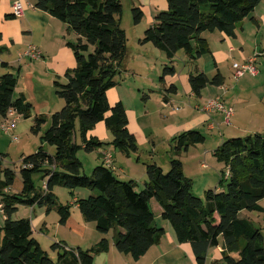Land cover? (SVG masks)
I'll return each mask as SVG.
<instances>
[{
    "label": "trees",
    "instance_id": "1",
    "mask_svg": "<svg viewBox=\"0 0 264 264\" xmlns=\"http://www.w3.org/2000/svg\"><path fill=\"white\" fill-rule=\"evenodd\" d=\"M167 11L154 18L141 45L151 44L164 52L170 64L180 50H184L195 64L211 54L205 33L220 32L234 38L238 24L252 18L263 0H166ZM36 9L48 13L68 26L78 36L68 42L76 67L65 74V81H55L56 95L64 107L51 118L34 117L31 131H44L41 142L54 147L50 155L40 147L21 161L22 191L11 193L16 170L5 166L7 155L0 153V212L5 217L0 228V264H94L95 257L108 252L112 245L132 260L138 261L155 245L165 230L156 224L151 201L162 208V219L170 223L180 244L193 246L196 262L205 264L211 248L224 239L222 258L214 264H264V235L251 221L241 218L243 211L264 213L260 202L264 199V134L255 133L224 141L214 156L224 169L219 188L205 191L204 199L193 193L194 182L184 172L179 156L193 146L204 144L206 137L191 130L174 137L170 170L165 173L157 164L146 165L147 181L138 191L134 180H122L115 169L104 164L94 168L92 175L83 171L78 152L98 151L106 146L98 138L88 137L99 123L112 133L111 145L127 157L139 151L136 136L129 130L127 111L118 102L112 105L108 92L116 87L115 78L127 53V37L121 28L123 12L121 0H35ZM134 22L144 17L140 7H134ZM16 15L7 16L14 19ZM161 81L176 74L174 66L164 67ZM225 79L217 70L213 77L195 68L190 73L192 93L200 97L209 86L221 87ZM18 76L0 77V115L7 118L15 111L23 119L33 117L32 105L25 96H16ZM171 85L170 92L176 93ZM79 123L81 144L76 139ZM227 172L230 176L226 178ZM41 173L45 187L38 189L33 181ZM63 187L73 192L88 189L97 192L78 199L80 213L87 223H94L102 239L87 250L68 249L64 242H56L51 249L57 252L54 261L38 239L30 219H14L21 206L45 208L47 213L57 211L60 224L71 216V206L59 202L54 192ZM238 254V258H234Z\"/></svg>",
    "mask_w": 264,
    "mask_h": 264
},
{
    "label": "crops",
    "instance_id": "2",
    "mask_svg": "<svg viewBox=\"0 0 264 264\" xmlns=\"http://www.w3.org/2000/svg\"><path fill=\"white\" fill-rule=\"evenodd\" d=\"M141 1L143 5L140 8L143 10L144 16L145 10L152 16V24L154 23L155 15L158 14L157 12L166 10L168 4L162 2V0ZM17 2H20L23 6V15L14 19H7L8 15H14V5ZM34 3L35 0H0V77L6 74L17 75L19 79L15 95L25 96L27 102L33 107V117L31 119H23L17 114L16 117L18 121L10 132L5 133L0 129L1 154L11 156L13 153L11 142L15 145H20V141L23 140V145L19 151L20 161H22L23 157L28 156V151L26 149L27 144H30L33 153L37 152L40 147H43L50 155L55 154L52 152L51 146L47 148V144H42L41 139L40 143L36 142L35 138H33L35 134L31 129L34 125L35 116L44 115L49 120L54 113L60 111L64 107L65 104L58 100L54 83L57 80L64 82L66 72L76 67L74 53L68 47L67 43L76 42L78 36L71 32L68 26L63 22L44 11L36 9ZM263 3L264 0L256 8L252 18L245 19L237 26L235 31L236 36L234 38L227 37L222 33L225 36L224 41L227 44V49L229 48L230 53L238 52L242 61L246 62L252 57L246 56V50L249 47L247 38H250L251 43L256 46V52L260 50L258 38L260 35L262 36L264 31ZM249 19L251 23L257 27L256 30L254 27H251L250 32H248L247 24L249 25ZM262 41L264 42V34ZM262 46L264 48L263 44ZM227 49L219 48L216 51L212 50L213 54H211L215 58L216 64H218V69L213 71L215 74L217 70L221 73V64L231 57L226 53ZM31 51L40 53L41 57L39 59L32 58L29 54ZM261 52H264V49ZM163 64L166 66L168 63L164 62ZM198 69L205 73L201 67H198ZM176 74L172 77H176ZM189 76L190 74L186 77V86H183L188 99V103H183L184 106L189 108L186 112L182 110L183 107H176L179 92L182 89H179V87L173 83L172 85L177 88L176 93L170 92L169 88H167L168 84L165 79V85L161 88V92L157 93L158 101L161 102V104H159L160 114L168 121L167 125L163 126V129L160 130L161 133L160 131L157 132L160 127L150 128L142 125L144 124V122L140 121L143 116L142 114L147 115L148 111L137 113L136 110L130 109L127 112L129 119L128 128L136 136L140 146H142L141 150L127 157L123 153L115 150L114 147H108L109 149L103 147L98 150V160L95 163V167L103 164L102 152L108 151L113 155L114 169L117 172L116 175L120 179L125 181L141 180L144 186L148 179L146 165L157 164L163 169L165 166L170 165V160L173 156V145L171 140L174 137L191 130L200 131L201 133L205 130L209 133L215 132L221 125H227L225 123V117H223L224 114L221 112H208L204 110L208 101L216 97L222 98V102H224L228 108L233 109L234 106V136L239 133L255 134L264 132V80H251L252 78L257 79L261 77V72L255 77L246 74L244 78L238 81L236 80L234 82V89H227L225 87V82L221 87L209 86L203 90L200 97L192 93L189 85ZM49 94L52 97H49ZM112 95L115 97L113 105L120 102L118 101L119 99H117L118 93H113ZM151 99L152 98L148 96L144 99V102ZM5 120L6 118L0 115V126ZM231 125L232 121H230V124L227 126ZM48 126L49 121L43 127V133ZM103 130L102 126L98 125L88 134V137L101 139V134H99V132H103ZM217 144L221 145L222 139H219ZM220 145H216L217 147L215 148L217 149ZM195 148L193 146L187 153H182L179 156V159L183 163L185 174L192 180L195 179L193 174H195L196 170L190 168V173L188 174L186 166L190 162L196 161L195 156H197V150H193ZM216 149L213 150V155ZM139 152H142L143 156L147 154L145 160L142 155H139ZM162 160H164V164ZM141 164H143V168L138 166H141ZM5 166L11 168V166L6 163V160ZM208 178L209 177L206 179ZM43 183L44 182H42V187H44ZM206 184L210 186L211 179L206 180ZM20 185L21 192L23 185L22 183ZM10 191L12 192V190ZM81 194L87 196L85 192ZM78 199L82 198H75V202ZM151 206L155 214L156 224L165 230V235L161 242L153 246L148 253L138 261H134L129 256L123 255L116 250L111 236L112 245L110 250L97 255L94 264H198L196 262L193 246L190 243L180 244L176 239L170 223L162 219V208L155 200L151 201ZM23 207L26 208V206ZM73 207L74 209H78L76 203ZM36 208L37 207H30V220L34 230V236L36 228H39V226H42V229L40 233L37 234L42 236V234H44L43 231L48 230L47 219L51 212L47 213L45 208H41L42 211L37 212ZM18 211H20V208ZM24 218H28V216ZM54 220L58 223V218H54ZM63 226L67 227L70 233L65 235L66 237H61L62 241L60 240L59 242H64L68 249H75V247H77V249H82L84 246H88L87 249H89L102 239V235L97 231L96 225L91 226V223H87L83 216L82 218H76L71 214L70 218ZM59 227H62V224L61 226L59 225ZM55 236L57 238L59 235L57 234ZM1 240L2 234L0 232V243ZM219 241L220 245L216 247L218 248L217 250L215 248L209 250L205 264H214L222 258L224 239L220 237ZM233 256L236 259L238 258V254H234Z\"/></svg>",
    "mask_w": 264,
    "mask_h": 264
},
{
    "label": "rangeland",
    "instance_id": "3",
    "mask_svg": "<svg viewBox=\"0 0 264 264\" xmlns=\"http://www.w3.org/2000/svg\"><path fill=\"white\" fill-rule=\"evenodd\" d=\"M122 6H123V12L121 15V28L125 31L126 37H127V53L126 56L124 57L121 67L119 69V73L115 78L116 81V87L110 89L108 92V97L110 103L113 105L115 101L113 93H118L117 99L118 101L122 102L124 105L126 111L128 112L130 109H134L137 111V113H140L141 111H148V114H142V119L140 120L141 122H144L142 124L144 127H160V129L157 131L159 132L162 130L163 126L167 125L168 121L164 119L163 116L160 114V109H159V104H161L160 101H158L157 98V93L161 92V88L163 85H165L161 81V77L163 76V71L165 65L163 64L168 63V66H174L177 70L176 77L172 76H167L166 81H167V88H170L171 85L174 83L176 84L179 89H182L179 92V97H178V102L176 104V107H183L182 110L185 112L189 109L187 106H184L183 103H188L187 96L184 92L183 86H186V80H187V75L190 73H194V70L196 67H201L205 73L209 77H213L215 75L214 70L218 69V64H216L215 58L213 57V51H216L219 48H222L225 50L227 49V44L225 43V36L220 33V32H214V33H205L204 37L208 40V44L211 50L212 54L203 56L200 60H198L195 64L191 63L190 58L186 54L184 50H180L176 57L173 60V65L170 64V61L167 59L166 54L155 47L151 44L147 45H141L139 43V40L143 38L145 31L151 27L152 21L148 12L145 10V16L143 17V20L139 23L136 24L134 22V16H133V8L134 7H141L142 1L141 0H121ZM162 2H166V0H162ZM264 4V3H263ZM166 10H161L167 11L168 9V4L166 6ZM144 8V7H143ZM161 11H158L157 13H160ZM156 16V15H155ZM249 25L247 24V30L250 32V28L254 27L255 30L257 27L251 23L249 19ZM240 25V24H238ZM264 31L262 33V36H259V49L257 52H261L264 48L262 44L264 45V42L262 41ZM254 38V37H251ZM248 40V45L249 47L246 50V56H255L256 54V46L251 43V39L247 38ZM73 52V51H72ZM226 53L231 56L229 59L224 61L221 64V73L225 77V87L227 89L233 88L234 89V82L236 81L234 79V70H233V65L235 63L237 64H242L245 61H242L239 57L238 52H233L230 53L229 48L227 49ZM75 58V57H74ZM256 67L259 72H261V77L257 79H251L252 81H257L259 79L264 80V58L261 57L258 59V62L256 64ZM250 78V77H248ZM247 78V80H248ZM19 79V77H18ZM246 81V78H245ZM258 83V82H257ZM150 96L152 99L147 100L144 102V99L146 97ZM49 97H52L49 94ZM119 97V98H118ZM59 102L64 103L65 102L62 99H59ZM182 103V104H181ZM195 103V101H194ZM33 108V107H32ZM234 109V106H233ZM33 112V109H32ZM162 113V112H161ZM224 117V116H223ZM232 125L227 126V125H221L220 128H217V131L215 132H207L205 130L202 132L206 136V142L204 144H199L197 146H194L195 149L197 150L195 159V162H190L187 164L186 169L189 172V169H195L196 172L194 175L195 179L194 180V187H193V193L202 199H204L205 191L210 190V189H215L219 188V183L221 179V173L224 169L223 163H220L217 161V159L213 155V150L216 149L220 144H217L219 139H222V143L228 139L235 138V137H246L252 134H236L234 136V122L235 118L234 116L231 119ZM50 123V122H49ZM50 125V124H49ZM98 125H101L102 128L104 129L103 132H99L101 134V139L99 140L103 143L106 144L104 146L106 149H109L108 147H113L111 145L113 141V136L112 133L107 129L106 125L104 123H99ZM97 125V126H98ZM96 126V127H97ZM79 123H76V139L79 144H81V139H80V131H79ZM161 133V131H160ZM264 134V132H262ZM43 135V132L41 134L33 135V138H35L36 142L40 143V139ZM11 142V141H10ZM21 144H13L12 143V155L8 156L6 159V163L11 166V168L16 170V179L13 187L11 188L12 192L11 193H19L21 190V177L19 174L20 168H21V161H20V156H19V151L21 146L23 145V140L20 141ZM217 145V146H216ZM139 146V151L141 150L142 146H140V143H138ZM47 148H49V145H47ZM52 148V152L55 153L56 150L54 147ZM26 149L28 151V155L32 154V148L30 144H27ZM51 150V149H49ZM143 152V151H142ZM142 152H139V155H142ZM163 155V154H162ZM78 159L81 161L83 165V171L86 175L91 176L92 172L95 168V163L98 160V151H94L91 153H88L84 150H81L77 154ZM143 156V155H142ZM147 156L144 155L143 159L145 160V157ZM162 163L164 164V160H162ZM203 165V167H202ZM139 167L143 168V164L138 165ZM161 167V166H160ZM162 168V167H161ZM163 169V168H162ZM170 170V165L165 166L163 171L167 173ZM115 171V170H114ZM144 171V170H143ZM117 174V172H116ZM209 177L208 179H206ZM211 179V185L207 186L206 180ZM33 181L35 186L38 189H41L42 187V180H41V173L35 174L33 176ZM137 183V189L138 191H142L144 189L143 183L141 180H135ZM221 191L222 189L219 188ZM86 193V195H82L81 193ZM55 193L58 197V200L61 204L63 205H70L71 206V214H73L74 217L76 218H82V215L80 213L79 208L74 209V204H75V198H87L90 195H97V192H91L88 189H76L75 192L73 193L74 195L71 194L70 190H67L63 187H56ZM89 193V194H88ZM260 205L264 208V199L260 202ZM37 212L42 211L40 207L36 208ZM1 213L0 216V228H3L4 226V216L3 213ZM27 217L30 219L31 216V210L30 207H20V211L17 212V214L14 216V219L17 218H24ZM35 217V215H34ZM241 218L247 219L251 221L257 228H260L262 230V233L264 235V213H259V212H250V211H243L241 213ZM27 218V219H28ZM54 218H58V223L54 220ZM48 221V230H44L42 236H39L40 230L42 229V226H39V228H36L35 232V237L38 239L40 242L42 248L48 252L50 257L56 261L57 260V252H54L51 247L54 243L59 242L63 237H66L68 233H70L69 229L65 226L62 225V227H59L60 224V215L58 214L57 211H52L50 213V216L47 219ZM91 226H95L94 223H91ZM59 235L57 238L55 235ZM3 235V233H2ZM62 237V238H61ZM79 239V238H76ZM62 241V240H61ZM88 246L82 247L83 250H87ZM77 249V247H75ZM216 250L218 248H215ZM213 249V250H215Z\"/></svg>",
    "mask_w": 264,
    "mask_h": 264
},
{
    "label": "built area",
    "instance_id": "4",
    "mask_svg": "<svg viewBox=\"0 0 264 264\" xmlns=\"http://www.w3.org/2000/svg\"><path fill=\"white\" fill-rule=\"evenodd\" d=\"M14 15L17 17H21L23 15V6L20 2L15 3L14 5ZM32 52V53H31ZM29 54L34 59H39L41 57L40 53L31 51ZM264 56V52H256L255 56L251 57L248 61L242 64L235 63L233 65L234 70V79L240 80L245 77L246 74H250L251 76L255 77L258 75V69L256 67V64L258 62V59ZM205 111L212 112V111H218L224 114L225 117V123L227 125L230 124L231 117L233 116V109L228 108L224 102H222V98L216 97L214 99H210L207 103V105L204 108ZM17 113L15 111H10L8 113V116L5 120V122L0 126V129L4 131L5 133L10 132L16 125L18 118L16 117ZM102 160L103 164L111 169H114V159L112 153L108 151L102 152ZM230 176V173L227 172L226 178ZM46 185V184H44ZM45 187V186H44Z\"/></svg>",
    "mask_w": 264,
    "mask_h": 264
}]
</instances>
